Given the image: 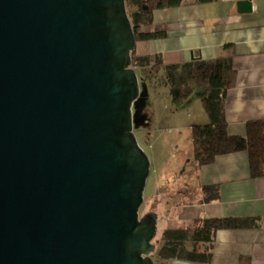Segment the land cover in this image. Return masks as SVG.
Returning a JSON list of instances; mask_svg holds the SVG:
<instances>
[{
	"label": "water",
	"instance_id": "1",
	"mask_svg": "<svg viewBox=\"0 0 264 264\" xmlns=\"http://www.w3.org/2000/svg\"><path fill=\"white\" fill-rule=\"evenodd\" d=\"M135 45L125 0H0V264H153Z\"/></svg>",
	"mask_w": 264,
	"mask_h": 264
},
{
	"label": "crops",
	"instance_id": "2",
	"mask_svg": "<svg viewBox=\"0 0 264 264\" xmlns=\"http://www.w3.org/2000/svg\"><path fill=\"white\" fill-rule=\"evenodd\" d=\"M146 31L164 36L136 41L135 52L160 55L165 64L232 54L235 84L224 97L229 134L243 135L246 121L264 118V0H183L179 6L155 10ZM193 168L195 186L177 191L178 201L161 204L165 211L175 210L177 226L197 217L228 216L257 217L258 225L218 230L210 263L171 259L167 264H239L240 257H248V264H264V176H250L247 153L219 155ZM203 185H217L219 198L202 202ZM186 195L187 201L179 199Z\"/></svg>",
	"mask_w": 264,
	"mask_h": 264
},
{
	"label": "trees",
	"instance_id": "3",
	"mask_svg": "<svg viewBox=\"0 0 264 264\" xmlns=\"http://www.w3.org/2000/svg\"><path fill=\"white\" fill-rule=\"evenodd\" d=\"M183 0H125L126 11L131 22L136 41L163 37L161 32H148L146 27L153 22L157 9L176 7ZM198 4L214 0H194ZM131 64L147 74L164 70V82L174 86L183 85V95L188 96L193 81L200 89V102L208 116V122L191 125L193 161L198 166L212 163L219 155L245 151L251 177L264 176V118L248 120L243 135L227 132L224 97L228 88L235 84V70L232 54L212 60L194 59L182 63L165 64L160 55L137 54L130 51ZM179 72V74H177ZM145 75V76H146ZM202 202L219 198L217 185L201 187ZM257 217H197L187 226L166 228L162 231V244L158 258L162 262L181 260L197 263H210L213 258L215 234L221 229L257 227ZM190 244V247L187 246ZM239 264H248V257H240Z\"/></svg>",
	"mask_w": 264,
	"mask_h": 264
},
{
	"label": "rangeland",
	"instance_id": "4",
	"mask_svg": "<svg viewBox=\"0 0 264 264\" xmlns=\"http://www.w3.org/2000/svg\"><path fill=\"white\" fill-rule=\"evenodd\" d=\"M134 71L138 96L131 107L132 131L149 160L139 216L156 212V233L151 240L154 249L149 256L153 264H167L157 255L162 231L176 227L179 222L175 210L165 211L161 204L178 201L177 191L195 186L190 124L208 122V116L200 102L201 89L193 81L189 82L191 93L184 96L182 84H165L163 69L147 75L140 68ZM188 198L186 195L179 199L187 201Z\"/></svg>",
	"mask_w": 264,
	"mask_h": 264
}]
</instances>
